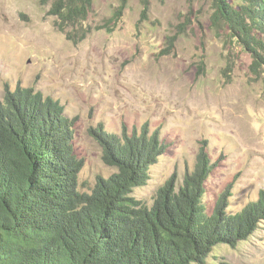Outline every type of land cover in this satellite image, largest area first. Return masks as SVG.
I'll return each mask as SVG.
<instances>
[{
	"label": "rangeland",
	"instance_id": "rangeland-1",
	"mask_svg": "<svg viewBox=\"0 0 264 264\" xmlns=\"http://www.w3.org/2000/svg\"><path fill=\"white\" fill-rule=\"evenodd\" d=\"M119 6L94 0L82 25L90 32L74 37L41 0H0V100L20 87L64 106L85 160L83 190L117 173L92 135L102 127L116 136L158 133L167 146L147 185L134 190L144 204L192 172L201 151L214 164L204 184L210 206L230 193L234 212L256 201L264 190V65L215 18V0H128L114 21ZM203 264H264V223L236 247H215Z\"/></svg>",
	"mask_w": 264,
	"mask_h": 264
},
{
	"label": "trees",
	"instance_id": "trees-1",
	"mask_svg": "<svg viewBox=\"0 0 264 264\" xmlns=\"http://www.w3.org/2000/svg\"><path fill=\"white\" fill-rule=\"evenodd\" d=\"M119 2L114 21L128 4ZM41 3L74 37L90 32L82 25L94 0ZM215 5V18L254 54L255 65H264V0ZM92 135L117 173L86 191L85 160L76 154L64 106L32 89L7 90L0 100V264H203L215 247H236L264 223V190L237 212L229 208L232 193L214 206L206 202L214 164L203 151L192 172L168 181L152 205L142 203L134 190L147 185L167 153L158 133L116 136L101 127Z\"/></svg>",
	"mask_w": 264,
	"mask_h": 264
}]
</instances>
